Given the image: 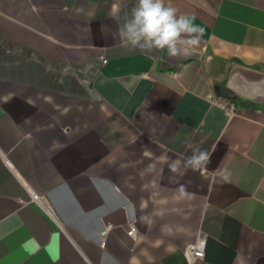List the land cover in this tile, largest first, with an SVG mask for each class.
Instances as JSON below:
<instances>
[{"label":"crops","instance_id":"obj_1","mask_svg":"<svg viewBox=\"0 0 264 264\" xmlns=\"http://www.w3.org/2000/svg\"><path fill=\"white\" fill-rule=\"evenodd\" d=\"M165 3L186 56L113 39L136 0H0V264H264V0Z\"/></svg>","mask_w":264,"mask_h":264},{"label":"clouds","instance_id":"obj_2","mask_svg":"<svg viewBox=\"0 0 264 264\" xmlns=\"http://www.w3.org/2000/svg\"><path fill=\"white\" fill-rule=\"evenodd\" d=\"M195 15L180 13L179 10L165 0H136L131 9L130 17L118 28L113 39L118 40L129 50H139L149 54L154 50L167 51L169 57L186 56L199 47L204 36L205 27L196 24ZM181 161L169 163L173 173H181ZM211 163V154L207 150L196 148L192 155L183 161L184 170L199 171ZM154 166L149 165L148 170ZM221 178L226 182L229 178L227 170L221 172ZM177 192L187 196L185 185H180Z\"/></svg>","mask_w":264,"mask_h":264},{"label":"built area","instance_id":"obj_3","mask_svg":"<svg viewBox=\"0 0 264 264\" xmlns=\"http://www.w3.org/2000/svg\"><path fill=\"white\" fill-rule=\"evenodd\" d=\"M102 63H105V60H101ZM134 232V228H130L128 232L130 235ZM203 250H204V241L199 240L197 244H194L188 248V252L192 258H202L203 257Z\"/></svg>","mask_w":264,"mask_h":264}]
</instances>
